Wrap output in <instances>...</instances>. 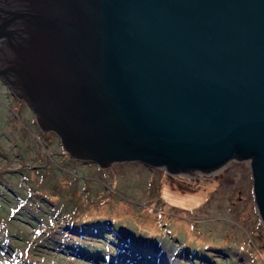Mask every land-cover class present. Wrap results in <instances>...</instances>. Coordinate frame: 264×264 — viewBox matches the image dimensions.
Instances as JSON below:
<instances>
[{
    "label": "water",
    "instance_id": "95a60500",
    "mask_svg": "<svg viewBox=\"0 0 264 264\" xmlns=\"http://www.w3.org/2000/svg\"><path fill=\"white\" fill-rule=\"evenodd\" d=\"M0 79L75 160H250L264 226V0H0Z\"/></svg>",
    "mask_w": 264,
    "mask_h": 264
},
{
    "label": "rangeland",
    "instance_id": "374dc122",
    "mask_svg": "<svg viewBox=\"0 0 264 264\" xmlns=\"http://www.w3.org/2000/svg\"><path fill=\"white\" fill-rule=\"evenodd\" d=\"M252 184L250 160H74L0 79V264H264Z\"/></svg>",
    "mask_w": 264,
    "mask_h": 264
},
{
    "label": "bare ground",
    "instance_id": "6f19581e",
    "mask_svg": "<svg viewBox=\"0 0 264 264\" xmlns=\"http://www.w3.org/2000/svg\"><path fill=\"white\" fill-rule=\"evenodd\" d=\"M159 263H160V262H159ZM159 263H158V264H159ZM160 264H162V262H161Z\"/></svg>",
    "mask_w": 264,
    "mask_h": 264
},
{
    "label": "flooded vegetation",
    "instance_id": "af4514ba",
    "mask_svg": "<svg viewBox=\"0 0 264 264\" xmlns=\"http://www.w3.org/2000/svg\"><path fill=\"white\" fill-rule=\"evenodd\" d=\"M75 160V159H74ZM78 161V160H77Z\"/></svg>",
    "mask_w": 264,
    "mask_h": 264
}]
</instances>
